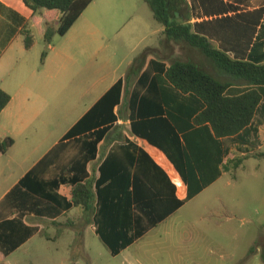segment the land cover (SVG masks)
<instances>
[{
    "label": "crops",
    "instance_id": "0c3cea01",
    "mask_svg": "<svg viewBox=\"0 0 264 264\" xmlns=\"http://www.w3.org/2000/svg\"><path fill=\"white\" fill-rule=\"evenodd\" d=\"M98 1L66 35L55 37L40 67L24 57L39 41L45 44L46 22L54 15L34 14L23 0H0V88L11 96L0 114V264H26L29 256L31 264H80L71 250L44 263L50 245L61 239L51 233L58 226L74 231L84 254L91 229L107 249V264H160L156 254L163 246L164 264H184L183 239L190 241L196 227L191 216L225 203L222 191L239 173H264V159L253 156L264 151V87L252 123L217 138L209 123H196L203 100L166 76L171 62L181 59L179 46L187 51L184 61L229 82L228 95L253 87L220 74L198 49L169 42L160 24L155 34L162 33L163 44L148 46L126 71L111 65L116 53L99 60L105 38L143 36L135 31L151 26L137 14L140 0ZM187 3L193 33L235 60L264 64V0ZM118 4L126 11L122 18L111 13ZM26 23L35 38L30 50ZM194 53L206 67L192 60ZM118 83L112 100L101 103ZM90 178L96 200L87 216L73 205L72 191Z\"/></svg>",
    "mask_w": 264,
    "mask_h": 264
},
{
    "label": "rangeland",
    "instance_id": "374dc122",
    "mask_svg": "<svg viewBox=\"0 0 264 264\" xmlns=\"http://www.w3.org/2000/svg\"><path fill=\"white\" fill-rule=\"evenodd\" d=\"M136 11L139 17L143 18L151 27L142 26L135 31L136 34L143 33V36L124 38L110 35L105 38L103 49L99 53V60H101L102 54L108 57L116 53L117 55L112 59L111 65L121 66L122 72L126 71L129 62L139 59L148 46L162 45L164 40L162 33L155 34L159 23L154 19L151 8L145 0H140ZM114 12H117L120 18L126 14L124 6L121 4L111 9V13ZM125 18L126 20L118 21V25L126 23L128 21L127 16ZM136 24L138 23L136 22ZM133 26L131 25L129 29ZM42 45L45 47L43 48ZM179 48L182 50L180 51V58L187 60V51L183 49L185 47L179 46ZM46 49V44L39 41L38 46L29 51V55L24 57V60L41 67L43 64L42 53ZM191 57L192 60L206 67L202 55L194 53ZM81 60L86 61L88 58ZM208 69L219 76L211 66ZM218 72L224 74L221 69H218ZM78 78H81L80 72ZM222 193L225 203L218 204L216 202L213 211L208 212L203 209L201 213L191 216L196 227L192 228L190 241L187 238L183 239L184 264H264L262 258L264 256V173L261 171L258 174L251 171L239 173L237 181ZM201 200L203 201L199 204H204L207 202V197ZM196 215L199 217L196 218ZM59 229L62 230L61 236H58ZM51 233L55 238L61 239L50 245L46 252L48 257L44 263H48L49 257L54 263L57 262V258L64 255L68 250L76 254L80 264L109 263L110 257L106 247L99 239L94 238L91 229L87 230L85 241L87 253L85 254L83 253V246H78L74 240V231L67 230L65 227H56ZM177 247L179 249L180 245L178 244ZM99 248L103 251L101 256H99ZM165 249L166 247L163 246L156 254L160 264H164L162 257L166 256ZM28 258L29 261L26 264H31V257Z\"/></svg>",
    "mask_w": 264,
    "mask_h": 264
},
{
    "label": "trees",
    "instance_id": "16d2710c",
    "mask_svg": "<svg viewBox=\"0 0 264 264\" xmlns=\"http://www.w3.org/2000/svg\"><path fill=\"white\" fill-rule=\"evenodd\" d=\"M34 14L48 11L54 17L46 22L44 42L47 49L42 53V62L48 55V46L53 44L56 35L64 36L77 22L83 12L94 0H23ZM150 6L154 19L164 27V34L169 42L189 45L198 49L205 57L213 61L228 75L243 80L253 87L239 95H228L231 84L216 78L193 61L175 59L168 67L166 76L175 88L183 93H192L201 98L205 109L197 116V124L209 123L217 138L234 136L245 130L253 121L256 110L263 95L260 88L264 87V64L233 59L230 55L218 50L207 38L192 32L190 8L187 0H145ZM60 15L57 24L55 17ZM25 48L30 50L35 44L34 35L26 23ZM120 83L114 86L101 100L108 102L113 90H118ZM11 101V96L0 88V114ZM9 144L13 143L11 138ZM264 159V151L254 154ZM241 160L236 164L239 166ZM95 182L90 178L77 183L72 191V202L91 216L95 209ZM58 228H61L58 226ZM62 230L59 229L58 236ZM117 253V252H114ZM264 261V256L262 257Z\"/></svg>",
    "mask_w": 264,
    "mask_h": 264
}]
</instances>
